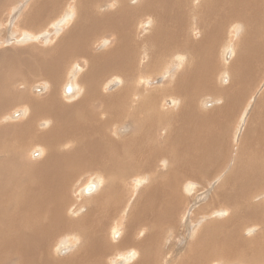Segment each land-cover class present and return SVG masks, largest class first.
Returning a JSON list of instances; mask_svg holds the SVG:
<instances>
[{
	"label": "bare ground",
	"instance_id": "bare-ground-1",
	"mask_svg": "<svg viewBox=\"0 0 264 264\" xmlns=\"http://www.w3.org/2000/svg\"><path fill=\"white\" fill-rule=\"evenodd\" d=\"M4 1L0 0V43L31 39L33 34L39 38L37 33L61 17L60 13L63 17L58 19L56 34L63 38L52 47L28 43L0 48V90L2 85L8 90L7 98L0 93V264H104L105 254L125 247L135 249L126 257L128 261L135 258L130 264H151L153 242L159 237L158 229L151 232L152 221L159 219L162 208L161 219L169 234L171 224L177 228L174 214L181 205V192H197L194 183L188 182L193 178L199 179L201 191L196 200L207 198L211 206L220 199L228 211L222 212L226 214L222 220L214 218L218 210H213V221L183 219L182 239L173 232L178 236L176 251L171 246L165 254L179 264H203L225 232L228 244L219 243L213 250L222 251L226 263L242 264L254 255L264 259V148L260 149L264 142L256 136L264 134V90L251 103L236 145L237 157L233 156L236 160L224 179L208 186L209 191L205 181L226 167L235 153L232 150L231 155L227 148L228 127L234 124V111L247 99L245 79L250 81L264 66V0H75L76 18L66 30L67 21L61 20L72 14L69 0H15L11 11L3 14ZM78 28L86 31L80 35ZM226 32L228 40L236 39L228 51ZM101 33L109 35V47L93 52L91 44ZM47 50L59 59L48 61ZM227 53L232 55L223 68L225 74L215 71L227 84L214 89V61L223 63ZM77 54L85 60L82 94L62 101L58 80ZM37 77L49 80V96H32L23 90ZM21 81L20 90L25 93L10 87ZM62 89L73 96L78 88L69 81ZM206 89L220 96L213 97L215 105L209 108L205 99L200 103L195 99ZM165 96L171 104L163 107L158 99ZM13 98L25 108L30 105L24 109L29 111L27 116L20 111L25 116L22 122L6 121L4 111ZM36 124L44 128L39 133ZM209 133L214 137L211 140ZM33 143L44 146L45 152L27 148L31 158L37 151L40 159L23 161L25 148ZM91 166H98L102 173L99 181L93 179L81 187L83 195H93L83 196L80 202L86 207L75 215L79 208L67 210L69 187L78 173ZM125 182L129 193L123 202L119 190ZM198 206L201 212L206 207L202 202ZM120 211L124 221L106 223L105 219ZM68 212L75 216L66 217ZM212 225L224 232L214 234ZM67 229L77 231L78 237L73 235L70 243L57 246L55 253L61 258H53L50 242ZM190 236L195 240L189 244L186 237ZM203 240L208 241L206 245ZM190 248L198 251L191 258L187 257ZM113 264H123V260Z\"/></svg>",
	"mask_w": 264,
	"mask_h": 264
},
{
	"label": "rangeland",
	"instance_id": "rangeland-1",
	"mask_svg": "<svg viewBox=\"0 0 264 264\" xmlns=\"http://www.w3.org/2000/svg\"><path fill=\"white\" fill-rule=\"evenodd\" d=\"M71 2V4H69L70 2ZM68 2H67V6H68V4L69 5H71L72 6V14H66L67 15V17H64L62 20H61V23H62V21H64V20H66L67 21V23L64 25V30H66V28H68V27H70L71 26V24H73L74 22V18H76L75 16V14L73 13V10H74V6H75V4H74V1L75 0H69ZM72 1H73V4H72ZM15 2V0H6V1H4V2H2V5H5L4 6V8L6 9H4V13L3 14H6V12H8V11H11V5L13 4ZM7 3V4H6ZM47 9H49V8H47ZM110 9V8H109ZM250 10H251V7L249 8ZM50 13H52L53 11L51 10V11H49ZM60 15H61V17H59V18H55L53 21H52V23L48 26V27H44V30H41V32L39 31L37 34H38V37L39 38H36V36L34 35H32V33L31 32H29V31H27V30H25L27 33H29V36H31L32 38L30 39V38H28V37H26V38H21L20 40H19V38H15V39H17V40H11L10 42L8 41V40H6V41H4L3 43H0V48H4V47H8V48H12V47H20V46H26V45H29L30 44V46H31V43L32 44H42V47H52V46H55L57 43H58V39H60L61 40V38L60 37H58L57 36V34H56V31H57V29H58V24H59V20L58 19H61L62 17H63V15H62V13H60ZM71 20H70V19ZM68 19V20H67ZM74 19V20H73ZM66 21H64V22H66ZM6 25V24H5ZM22 24H19L18 26H20V28L22 29V26H21ZM38 26H40L39 24H37ZM34 26H36V23L34 24ZM10 27V26H9ZM61 27H62V25H61ZM61 29V28H60ZM17 31V33H18V31H19V29H17L16 30ZM22 31V30H21ZM86 30L84 29V28H79V33H80V35H82L84 32H85ZM48 34H47V33ZM45 33H46V35H45ZM58 33H60V32H58ZM31 34V35H30ZM24 35H26V34H24ZM19 36H21V35H19ZM27 36V35H26ZM85 36V35H84ZM83 36V37H84ZM191 37H194V36H192L191 35ZM34 38V39H33ZM108 39H109V35H107L106 33H101V34H99V36H97L96 38H95V40L93 41V43L91 44V46H92V51L93 52H104V50L105 49H107L108 47H109V42H108ZM228 39H230L229 37H228V32H226V34H225V41H226V43H227V40ZM41 43H40V42ZM67 41H68V39H67ZM229 42H228V44H227V47H226V50L228 51V50H230V48H233V45L232 44H234L235 43V41H236V39L234 40V39H232V41L231 40H228ZM240 41V40H239ZM252 41V40H251ZM11 42H15V43H17V44H12ZM70 42V41H69ZM68 42V43H69ZM29 43V44H28ZM54 43V44H53ZM65 44H67V42L65 41L64 42ZM20 44H26V45H20ZM49 44V45H48ZM19 45V46H18ZM52 45V46H51ZM82 46H84V44H82ZM32 48H34V49H36V48H38V46H35V47H32ZM242 48V47H241ZM15 49V48H14ZM2 49H0V51H1ZM12 50V49H11ZM49 50H47V52H48ZM233 51H235V49H233ZM51 52V51H50ZM50 52H48L47 53V55H45V57H46V59L48 60V61H52V60H58L59 59V56H57V55H55L54 53H50ZM218 55H219V57H220V52L218 53ZM230 55H232V54H228L227 53V56H225V58H227V60L226 61H224L223 63H222V60H221V63H220V61L218 62V61H214V65H215V70L213 71V73L212 74H214L215 73V71L216 70H221L219 73H223V75L225 74V71H223V68L225 67V63L230 59ZM255 56H256V53H255ZM81 57V58H80ZM232 58V60L234 61V58H233V56H231ZM42 58H44L42 55H40V59H42ZM49 58H51V59H49ZM83 58H84V55L82 56V55H80V54H77L76 56H74V58H71L69 61H68V63L65 65V69H64V72L62 73V77H63V79H59L58 80V83H60L59 85H58V87H59V92H58V95H59V98H61V100L62 101H67V102H70L71 101V99L74 97V98H78L81 94H82V92H81V90H82V84H81V82L80 81H82V75H83V73H84V71H85V60H83ZM214 58H216L215 56H214ZM78 60V61H77ZM72 61V62H71ZM81 62H83L82 64H80ZM230 62V61H229ZM228 62V63H229ZM77 63V64H76ZM218 66V67H217ZM227 66V65H226ZM231 66H234V65H232L231 64ZM262 66V65H261ZM72 67V68H71ZM82 67V68H81ZM237 71H238V69L237 68H235ZM263 70H264V66H262V71H261V73H256L255 75H252V76H255V77H253L250 81H247V78L245 79V82H247L248 83V91H247V94H246V100H245V102H244V104L242 105V107L240 108V109H238L237 108V110H235L234 111V113H233V116H234V118H235V120H233V125L232 126H229L228 128H229V130L231 131V133H229V140L230 141H227L226 142V144H227V148H229L228 149V151H232V150H234V152L232 151V153H231V155H232V157H229V159H228V166L226 165V167H224V168H222L217 174H216V176H213V177H211L209 180L208 179H206L205 181H208V185H207V189H208V191L210 190V188L211 187H209L208 188V186H213V185H217V184H219L220 182H222L221 180H223L224 178V176L226 175V174H224V173H226L229 169L228 168H231L230 166H231V164H232V162H234V160H236L234 157H237V146H239V143H240V141H241V138H242V133H243V131H244V129H245V126H246V122H247V119H248V115H249V110H250V108H251V106H252V104H253V99L254 98H258V96H259V94L264 90V72H263ZM74 72V73H73ZM263 72V73H262ZM70 73V74H69ZM219 73H215L214 74V76H213V81L216 83H214L213 84V87H214V89L215 88H217V87H219V88H221V85H224V83L226 82V80L223 82V80L224 79H220V76H219ZM74 74V75H73ZM113 75H116V74H113V73H111V76H113ZM156 75V74H155ZM117 76V75H116ZM263 77V78H262ZM65 78V79H64ZM157 78H159V77H157ZM258 78H259V80H258ZM262 78V79H261ZM261 79V80H260ZM78 80V81H77ZM156 80V79H155ZM259 81V83H258V81ZM12 82L11 83H13L14 81L13 80H11ZM72 82L75 86H76V91L74 92V94H73V96H70V95H65L64 94V92H63V86H64V84L66 83V82ZM109 81H110V79H109ZM78 82V83H77ZM106 82H108V81H106ZM240 82V85H242L243 84V81H239ZM18 84H20V85H18L17 87H15L16 86V83H14V84H12L10 87H12V89H18L19 90V92L21 91L22 93H25L23 90H26V92L29 94V95H32V96H37L38 97V95H40V97H45V96H49V91H50V84H49V80L47 79V78H42V77H37L35 80H33L32 81V83L30 82V85H26L25 86V88L23 89V81H21V82H17ZM81 86H80V85ZM226 84H227V82H226ZM236 84H238V83H236ZM261 84V85H260ZM217 85V86H216ZM37 86H41V89L39 90V89H35V87H37ZM79 86V87H78ZM2 89L0 90V93H1V91H2V93L1 94H3V97L2 98H7V96H6V94H8V90L6 89L7 87L6 86H3L2 85ZM4 87H5V90H3L4 89ZM57 87V88H58ZM79 88H80V90H79ZM20 89H23V90H20ZM155 89H156V87L155 88H153L152 87V89L151 90H153V91H155ZM13 91H16V90H13ZM102 91V90H101ZM79 92V93H78ZM157 92V91H156ZM258 92V93H257ZM104 93V92H103ZM250 93V94H249ZM255 93V94H254ZM104 94H106V93H104ZM217 94V95H216ZM77 95V96H76ZM258 95V96H257ZM4 96H6V97H4ZM213 97L214 98H219L220 96H219V93H217V92H213V93H211L209 90H204V92H200L199 94H197L196 95V101L198 102V103H200V100H202V99H205V102L207 103L206 104V106L209 108V107H212L213 106V104H214V102H213ZM171 98H172V96H171ZM210 98H211V100H210ZM12 99V98H11ZM245 99V98H244ZM165 100V101H164ZM167 100V101H166ZM14 101V102H13ZM164 102V103H162L163 104V107H165L168 103L169 104H171V102H168L169 101V98H168V96H165V99L164 98H159L158 99V102ZM170 101H171V99H170ZM195 101V102H196ZM212 101V102H211ZM11 102H12V104H11V106L9 107V106H7V107H9L8 109H6L5 111H4V114H5V116L7 117V118H9V120H6L7 122H17V121H21V120H23L24 118H25V116L24 115H22V114H24V113H26V116L28 115V113H29V111L27 110H24V109H27V106H28V108L30 107V105H27L26 106V108L24 107V103L23 102H19L18 103V99H15V98H13V100H11ZM196 102V104L198 105L197 107L199 108V109H201L202 108V105H199L198 103ZM211 102V103H210ZM8 103H10V101L8 102ZM7 103V104H8ZM15 103H17L16 105H15ZM252 103V104H251ZM6 105V104H5ZM215 105V104H214ZM242 110V111H241ZM16 111H19V113H20V111H22L23 113L21 114H19L18 116H14L13 115V113L14 112H16ZM236 116V117H235ZM247 117V118H246ZM6 118H4V120H5ZM22 122V121H21ZM236 123V124H235ZM245 123V124H244ZM40 125H42V124H40ZM242 125H243V127H242ZM209 127V126H208ZM44 128H42V126H38L37 124L35 125V130H36V132L37 133H39V131L40 130H43ZM240 130V131H239ZM155 131H157V133H158V130H155ZM219 132H220V129H219ZM218 132V133H219ZM232 136H231V135ZM236 134V135H235ZM156 135V134H155ZM207 136H208V138L211 140V138L213 137V134H207ZM231 136V137H230ZM256 136H257V138L261 141V142H264V134H256ZM158 137V136H157ZM214 138V137H213ZM238 143V144H237ZM158 144H160V143H158ZM231 144V145H230ZM39 145H41V144H39ZM232 145H234L233 147H231ZM237 145V146H236ZM33 146V148L34 149H40V148H43L42 149V153H44L45 152V148H44V146L43 147H38V144H36V143H33L32 145L30 144V146L29 147H26L25 148V155H24V157H23V161H26V162H31V161H38L37 159H40V158H37V151H36V154L35 155H32V158H36V159H32L31 158V156H30V153L28 152V149L27 148H30V147H32ZM234 147H236V148H234ZM60 148H61V150H63L64 151V149H66V147H64V146H60ZM264 148V145L260 148V149H263ZM152 149V148H151ZM32 149H30V151H31ZM264 150V149H263ZM41 151V150H40ZM230 155V156H231ZM234 156V157H233ZM39 157V156H38ZM163 156H161V158H162ZM234 158V159H233ZM231 159V160H230ZM263 159V161H264V158H262ZM223 161H224V159H223ZM245 162V164L247 163L246 161H245V159L244 160H242V162ZM243 162V163H244ZM223 163H225V161L223 162ZM22 164V163H21ZM228 169V170H227ZM98 171H100V172H98ZM98 173V174H97ZM99 173H102L101 172V170H100V168H98V166H91V167H89V168H87V169H85V170H83V171H81L80 173H78V175L76 176V178H75V180L73 181V184H71V186L69 187V204H70V206L68 207V211L69 210H71V211H75L76 212V210H77V208H79L80 210H79V213H77L76 212V214L75 215H80L81 213H82V210L83 209H81L82 207H86V206H84V205H81V202L80 201H82V199H85V197H91L92 195H90V196H85V195H83L82 193H81V187L84 185V184H89V182L90 181H92L93 179L94 180H96V179H98L97 181H99V177H100V174ZM219 176V177H218ZM97 177V178H96ZM195 179V180H194ZM196 180H198L199 181V179H196V178H193V179H189L188 180V182H189V184H192V183H194L193 185H195L197 188V192H195L194 193V191H190V192H187V191H184V192H181V199H180V202H181V205L179 204L178 205V209L176 208V211H175V218H176V224H177V228H176V226H175V223L174 224H171L173 227H172V231L173 232H175V230H176V234L179 236V241L182 239L181 237H182V234L180 233V232H182L183 231V228L184 227H182L181 226V222H182V220L184 219V220H186L187 219V221H192V222H197L196 220H198V222H200V221H202V218L204 217V219H203V222H206V221H213L212 219H213V217H212V214L214 213V211L213 210H218V214H216L215 216H214V218L216 219V217H217V220H222L223 218H225V215H224V213H226L228 210L226 209V208H224L221 204H222V201L220 202V199H218V203H217V205H219V206H217L215 203L213 204V205H208L207 203H208V200L209 199H203L201 202L202 203H204V209L202 210V212L200 211L201 209L199 208V207H201V206H198V205H200L201 204V202H199L198 200H196V194H198V193H201V191H199L198 190V184H199V182L198 181H196ZM217 180V181H216ZM259 181V180H258ZM257 181V182H258ZM261 181H262V179H261ZM128 183V182H127ZM126 182H125V184L122 186V185H120V190H119V194L121 195V197H122V199H123V202L126 200V198H127V196H128V191H129V187H128V184H127ZM120 184V183H119ZM99 185H101V183H99ZM203 185V184H202ZM254 185V184H253ZM124 187V188H123ZM186 188V187H185ZM128 190V191H127ZM189 193H191V195L189 194ZM208 194V193H207ZM195 195V196H194ZM206 195V194H205ZM260 197H262L263 195H261V193H259L258 194ZM83 196H85V197H83ZM191 197V198H190ZM258 197V196H257ZM250 200H252V198L250 197L249 198ZM185 201V202H184ZM204 201V202H203ZM258 201V200H257ZM248 202H250V201H248ZM191 203V204H190ZM196 203V204H195ZM220 203V204H219ZM264 203V202H263ZM209 206V207H208ZM215 208V209H214ZM219 208V209H218ZM76 209V210H75ZM161 209L162 208H160V214H158L159 215V219H157V220H159V221H157L156 219H155V223H154V221H152L151 223V232L152 231H156L155 229H158L157 231H156V236L159 234V237L157 236V237H155V241L153 242V246H154V248H153V250L151 251V264H179V261L176 263L175 262V260H171V257H169V255L168 254H165L167 251H170L171 249V246H172V248H176V242H178L177 240V238H178V236L176 235V234H174L173 235V232H171L170 234H169V230H168V225H166V221L164 220V219H161L162 218V215H163V209H162V211H161ZM260 209H261V207H260ZM121 210V209H120ZM227 210V211H226ZM81 211V212H80ZM221 211V212H220ZM208 212V213H207ZM222 212H224V213H222ZM257 212H259V211H257ZM69 213L70 212H68V213H66V217H70L71 219L75 216V215H69ZM222 213V214H221ZM260 213V212H259ZM205 214V215H204ZM191 215V216H190ZM210 215H211V217H210ZM198 217V218H197ZM219 217V218H218ZM119 218H121V220L122 221H124V219H125V215L124 214H122V212L120 211V212H118L117 214H113L112 215V217H111V219H105V220H107L106 221V223H108V221L112 224V221L113 222H115V221H120V219ZM161 219V220H160ZM201 219V220H200ZM157 221V222H156ZM109 223V224H110ZM201 223V222H200ZM263 223V226H264V222H262ZM209 225V224H208ZM249 225H251V223L249 224ZM260 227H263L261 224H258ZM110 226V225H109ZM192 226V225H191ZM191 226H190V224H188L187 225V228H189V230L191 229ZM154 228V229H153ZM186 228V230L185 231H189L188 229ZM193 228V227H192ZM211 228H212V230H213V233L214 234H216V232L218 233V234H216V235H220L221 233H223L224 231L222 230V228H218V227H215L214 225H212L211 226ZM215 230H214V229ZM228 228H230V227H228ZM104 229H106V228H104ZM108 230H110V228L109 227H107V229H106V231H108ZM185 234H187V232H184ZM190 233V232H189ZM180 234V235H179ZM73 235H75L76 237H78V235H77V231H72V230H70V229H67L66 231H61V232H59L57 235H55V237L53 238V240L50 242V250H51V256L53 257V258H56V259H58V258H61V257H59V256H57L56 255V253H55V250H56V248H57V246H59V245H62V244H65V245H67V243H70V241L72 240L71 238H72V236ZM192 237V238H191ZM221 237V238H220ZM220 237H218L217 238V240L218 241H220L219 243H225V244H228L227 243V241H225L226 240V236H225V232L220 236ZM186 239H188L189 240V244H190V242L192 243L194 240H195V236H190V237H186ZM166 241H167V243H166ZM205 240H203L202 241V245H206L207 244V240L204 242ZM155 243V244H154ZM169 243V244H168ZM174 243V244H173ZM219 243H217L216 245H218ZM173 244V245H172ZM201 245V244H200ZM200 245H198V247L200 246ZM216 245H214V248L213 249H215V246ZM183 247V246H182ZM207 248V247H206ZM169 249V250H168ZM191 249V250H190ZM190 249H186L187 250V252H188V254H187V257H189V258H191L192 257V255H195V253H197L198 251L197 250H194V249H192V248H190ZM213 249H211L210 250V254H209V256H211V257H209L208 256V258L206 259V260H204L203 261V264H223V263H225V264H236V261H234V262H229V263H226V256L223 254L222 255V251H215V250H213ZM186 250L184 251V253L186 252ZM199 250V249H198ZM256 250L258 251L259 250V248L258 247H256ZM135 251V249L134 248H131V249H129L128 247H125V248H123L122 250L121 249H119V250H116V249H113V250H111V253H107V254H105L104 255V257H103V259H102V262L104 263V264H113L115 261H117V260H123V264H130L132 261L129 259V261L127 260L128 258H126L129 254H131V253H133ZM166 251V252H165ZM175 251H176V249H175ZM174 250L172 251V252H175ZM194 251V252H193ZM196 251V252H195ZM215 251V252H214ZM256 251V252H257ZM153 252V253H152ZM193 252V253H192ZM71 253V252H70ZM69 253V254H70ZM192 253V254H191ZM68 254V255H69ZM212 254H213V256H214V258H212L213 256H212ZM60 255H61V253H60ZM136 255H138L137 253H136ZM125 256V257H124ZM224 258H223V257ZM137 257V256H136ZM209 258H211V259H209ZM209 259V260H208ZM217 259V260H216ZM224 259V260H223ZM227 259H229L228 257H227ZM252 259V260H251ZM259 261H258V260ZM211 261V262H210ZM243 261V260H242ZM241 261V263L243 264V263H245L246 262V264H254V263H256V264H264V259H260V258H258V257H256V255H254V256H250V257H248L247 259H245V261H243L242 262ZM252 261V262H251ZM257 261V262H256ZM261 261V262H260ZM161 262V263H160ZM173 262V263H172ZM217 262V263H216Z\"/></svg>",
	"mask_w": 264,
	"mask_h": 264
},
{
	"label": "crops",
	"instance_id": "crops-1",
	"mask_svg": "<svg viewBox=\"0 0 264 264\" xmlns=\"http://www.w3.org/2000/svg\"><path fill=\"white\" fill-rule=\"evenodd\" d=\"M74 14H76V12H73ZM77 31H79V28L78 29H76ZM61 39L63 38V37H60ZM66 42H67V40H66ZM59 44H62V42L61 41H59ZM81 45V44H80Z\"/></svg>",
	"mask_w": 264,
	"mask_h": 264
}]
</instances>
